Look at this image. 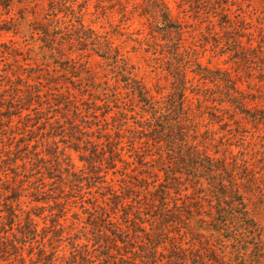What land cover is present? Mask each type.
<instances>
[{"label":"clouds","instance_id":"obj_1","mask_svg":"<svg viewBox=\"0 0 264 264\" xmlns=\"http://www.w3.org/2000/svg\"><path fill=\"white\" fill-rule=\"evenodd\" d=\"M0 264H264V0L0 4Z\"/></svg>","mask_w":264,"mask_h":264},{"label":"rangeland","instance_id":"obj_2","mask_svg":"<svg viewBox=\"0 0 264 264\" xmlns=\"http://www.w3.org/2000/svg\"><path fill=\"white\" fill-rule=\"evenodd\" d=\"M8 3H9V0H0V4L3 5V7H7L8 6Z\"/></svg>","mask_w":264,"mask_h":264}]
</instances>
